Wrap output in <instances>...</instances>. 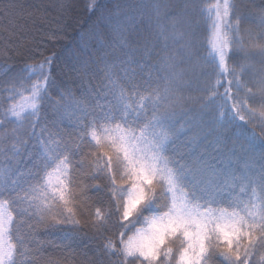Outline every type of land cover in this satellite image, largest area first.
Listing matches in <instances>:
<instances>
[{"label":"snow or ice","instance_id":"obj_1","mask_svg":"<svg viewBox=\"0 0 264 264\" xmlns=\"http://www.w3.org/2000/svg\"><path fill=\"white\" fill-rule=\"evenodd\" d=\"M138 7L102 12L98 46L60 77L55 54L7 63L19 51L9 46L19 21L48 16L0 0L8 33L0 85L9 93L0 112V264H24L47 247L74 264H264V0H217L210 51L198 0ZM116 69L118 91L105 84H115ZM32 76L22 116L12 93ZM75 93L82 101L68 111ZM237 182L251 187L250 199L234 196Z\"/></svg>","mask_w":264,"mask_h":264},{"label":"trees","instance_id":"obj_2","mask_svg":"<svg viewBox=\"0 0 264 264\" xmlns=\"http://www.w3.org/2000/svg\"><path fill=\"white\" fill-rule=\"evenodd\" d=\"M88 2L89 0H16L18 5L29 10L42 6L48 19L40 20L39 18H35L19 21L20 27L12 35L11 41L9 42L10 47L18 48L19 51L15 54H10L7 63L20 67L26 61L28 63H34V61L27 60L28 55L42 53L45 56L51 57L55 54L56 61L54 71L56 75L64 77L69 73V69L75 57H86L89 49H95L98 46L92 32L94 27L97 29L100 28L98 17L101 16L102 12H110L119 5L123 12H128L130 15L131 12H129L127 6L131 4L134 8L139 6L137 9L138 11L152 13L154 0H98L101 7L94 13L86 8ZM215 3L216 0H198L200 12L197 14V20L201 24L200 37L204 39L207 45V51L211 50L209 43L212 37L211 17L214 16L212 5ZM249 3L258 7L262 3V0H249ZM60 5L70 7L62 9ZM57 21H61V23H57ZM257 23H259L258 19ZM57 28H63V31L60 33V38L57 40L49 39L51 32ZM7 39L8 33L0 32V49H3ZM20 52H23L24 55L21 56L19 54ZM40 58L39 55H35V60L38 61ZM3 59L4 58L0 56V60ZM228 63L231 67L232 61L230 60ZM120 71V69H116L113 72V79L115 80L114 85L111 81H105L106 86H108L110 90H119L123 79L120 75ZM35 79V76L31 77V81L26 79L22 86L18 85L15 93H12V95L15 96L12 102L17 105V109L27 103V99H29L31 95L27 89L30 83L35 81ZM219 91L222 93L224 88L221 87ZM6 95H9V93L4 92L3 85H0V112H3L5 103L4 97ZM76 101H82V97H80L78 93H75L73 97L65 101V107L68 111L73 110V105ZM251 106L259 107L258 104H252ZM27 112L28 109L25 110L24 113H21V115L24 116ZM256 131L259 132L260 129L257 128ZM4 146L5 145L0 144V148ZM0 161H3L2 156H0ZM243 166L244 161L242 160L241 167ZM2 167L3 164H0V168ZM242 188L244 189L243 192L241 191ZM38 195H41V193H38ZM93 195L99 196L105 201L107 200V197L104 196L103 193ZM256 195L260 196L261 194L257 191ZM234 196H239L241 199L245 200L250 199L252 197L251 187L246 186L244 183L237 182ZM16 221L19 234H23L26 231V225L21 223L18 218H16ZM137 226L139 227L140 225ZM33 247L35 246H30V248ZM22 259L24 260V264H30V262L31 264H49L50 261L52 264H74L67 253L52 247H47L40 253L30 251Z\"/></svg>","mask_w":264,"mask_h":264},{"label":"rangeland","instance_id":"obj_3","mask_svg":"<svg viewBox=\"0 0 264 264\" xmlns=\"http://www.w3.org/2000/svg\"><path fill=\"white\" fill-rule=\"evenodd\" d=\"M216 2H217V0H216ZM214 14H215V12H214ZM29 103H31L30 98L27 99V103H26L25 105L20 106L17 110L23 109V111H22L21 113H24L25 110H27V107H26V106H27Z\"/></svg>","mask_w":264,"mask_h":264}]
</instances>
